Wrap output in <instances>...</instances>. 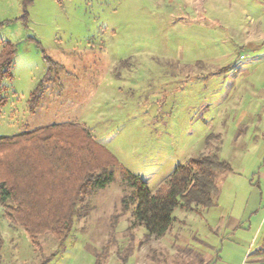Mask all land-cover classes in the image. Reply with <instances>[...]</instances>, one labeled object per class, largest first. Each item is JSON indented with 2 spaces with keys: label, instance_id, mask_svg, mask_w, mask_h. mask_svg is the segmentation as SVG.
Masks as SVG:
<instances>
[{
  "label": "rangeland",
  "instance_id": "1",
  "mask_svg": "<svg viewBox=\"0 0 264 264\" xmlns=\"http://www.w3.org/2000/svg\"><path fill=\"white\" fill-rule=\"evenodd\" d=\"M263 2L33 0L24 19L23 0H0V53L7 43L16 53L0 137L73 123L119 164L64 243L34 244L0 208L3 264H264L263 76L245 46L264 30ZM45 57L52 82L31 113ZM216 147L232 171L217 175L213 208L176 209L162 238L132 225L120 168L155 193Z\"/></svg>",
  "mask_w": 264,
  "mask_h": 264
},
{
  "label": "trees",
  "instance_id": "2",
  "mask_svg": "<svg viewBox=\"0 0 264 264\" xmlns=\"http://www.w3.org/2000/svg\"><path fill=\"white\" fill-rule=\"evenodd\" d=\"M33 0H23L24 15ZM15 47L7 43L0 53V108L6 99L3 80H12ZM49 73L31 95L30 111L40 107L46 87L52 82L55 64L45 57ZM220 147L208 155L179 166L173 176L155 193L130 171L120 168L123 182L132 189L125 210L133 211V226H143L148 237L162 238L172 229L176 209L192 212L211 209L219 188V173L232 168L220 159ZM119 168L116 158L73 123L40 127L12 137H0V208L6 218L25 230L38 245L39 237L51 234L64 243L72 233L74 221L85 210L87 198L113 181L111 169ZM0 239V264H3Z\"/></svg>",
  "mask_w": 264,
  "mask_h": 264
},
{
  "label": "crops",
  "instance_id": "3",
  "mask_svg": "<svg viewBox=\"0 0 264 264\" xmlns=\"http://www.w3.org/2000/svg\"><path fill=\"white\" fill-rule=\"evenodd\" d=\"M251 38V41L253 43H251V41L245 40V46H249L248 48L251 51L250 53L251 55H253V63H251V65H253L254 70L253 74L256 73V75L260 74L261 76H263V79L260 76L257 77L259 82L261 84L263 83L262 88H260L264 89V30H257L255 33H253V36H251ZM244 58V55L240 56V59L244 60Z\"/></svg>",
  "mask_w": 264,
  "mask_h": 264
}]
</instances>
